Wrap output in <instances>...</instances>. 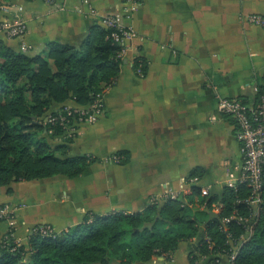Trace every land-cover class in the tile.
I'll use <instances>...</instances> for the list:
<instances>
[{"label": "crops", "instance_id": "obj_1", "mask_svg": "<svg viewBox=\"0 0 264 264\" xmlns=\"http://www.w3.org/2000/svg\"><path fill=\"white\" fill-rule=\"evenodd\" d=\"M13 4L16 9L24 6L25 41L33 52H43L54 39L79 44L95 22L105 25L106 14L123 15L124 8L132 13L125 23L136 30L126 42L117 83L104 92L103 114L94 123L79 124L68 143L70 154L90 153L96 159L74 177L59 173L0 185V204L18 206L19 242H27L35 224L67 229L88 213H132L152 201L161 203L173 192L194 208H203L206 196H220L227 184L239 182L243 156L238 123L219 102L224 96L257 101L264 75V27L247 22L246 15L264 13V0H13ZM90 6L97 13H91ZM0 40L21 45V40L3 33ZM139 56L146 64L143 76L134 66ZM66 103L78 105L73 100ZM65 136L58 134L51 142H63ZM118 150L126 153L124 162L107 160ZM219 204H212V216L219 215ZM9 224L0 220V242ZM205 235L202 224L170 258L155 256L153 261L215 264L213 255L199 253ZM219 256V264H232L229 255Z\"/></svg>", "mask_w": 264, "mask_h": 264}, {"label": "trees", "instance_id": "obj_2", "mask_svg": "<svg viewBox=\"0 0 264 264\" xmlns=\"http://www.w3.org/2000/svg\"><path fill=\"white\" fill-rule=\"evenodd\" d=\"M4 3L13 0H0ZM114 31L95 22L79 44L54 39L43 52L0 40V185L59 173L74 177L96 159L90 153L70 154L74 134L51 142L64 134V127L45 122V116L69 100L88 105L98 92L117 83L125 54ZM138 65L146 69L141 56L135 59ZM263 92L264 75L257 101ZM115 153L118 163L126 160L123 150ZM204 201L205 207L194 208L168 196L132 213H88L67 229L33 232L27 244L12 237L9 245H0V264H156L155 256L170 258L202 224L206 235L199 253L213 255L217 262L218 255L237 249L232 264H264V172L257 202L246 182L227 184L220 196L208 195ZM217 201L219 215L212 216Z\"/></svg>", "mask_w": 264, "mask_h": 264}, {"label": "built area", "instance_id": "obj_3", "mask_svg": "<svg viewBox=\"0 0 264 264\" xmlns=\"http://www.w3.org/2000/svg\"><path fill=\"white\" fill-rule=\"evenodd\" d=\"M49 3H55V0H45ZM89 2V0H84ZM13 3H4L0 5V33L10 38L21 40V46L26 49L25 36L28 32V23L23 13V6L20 4L16 9ZM16 9V10H15ZM91 13H97L95 7L90 6ZM131 9L124 8V14H106L103 21L106 26L114 27L113 35L124 46L122 53L127 51L126 42L136 35V30L132 24H126L124 19L131 18ZM246 21L264 27V13L253 12L246 15ZM137 72L139 75H145V70L138 65ZM258 90V86H257ZM221 110L228 115L233 116L238 123L237 135L241 144L242 151V168L239 176V182H246L252 189V200L257 202L260 199V192L263 186L264 172V92L260 94L259 100L250 102L238 97H221ZM105 109L104 90L96 94V98L88 105H71L64 104L62 107L49 111L45 116V122L59 123L64 127V134L73 135L79 129V124L94 123L103 114ZM111 162L118 163L120 155L112 153L109 157ZM238 182V183H239ZM238 183L230 182L229 185L236 186ZM209 190L203 189L207 194ZM177 197L178 194L171 193L166 197ZM18 206L13 203L4 202L0 204V220H8L14 224L17 219ZM13 227L3 237L0 242L1 246L10 244V239L15 238ZM33 232L49 233L54 231V227L49 223H39L32 227ZM17 243V241L14 239ZM16 246H13L14 249ZM236 250L230 254L233 259ZM219 256V255H218ZM220 256L215 264H219Z\"/></svg>", "mask_w": 264, "mask_h": 264}, {"label": "rangeland", "instance_id": "obj_4", "mask_svg": "<svg viewBox=\"0 0 264 264\" xmlns=\"http://www.w3.org/2000/svg\"><path fill=\"white\" fill-rule=\"evenodd\" d=\"M85 2V1H84ZM89 3V2H88ZM22 6H23V4H22ZM23 10H24V6H23V9H22V12H23ZM89 11H90V9H89ZM25 17V16H24ZM107 89V88H106ZM105 89V90H106ZM105 90H104V92H105ZM107 160H109V158H107ZM9 203H11V202H9ZM17 213H18V211H17ZM11 226L13 227L12 229H13V232H14V236H15V231H16V222L14 223V224H9V227H8V229H7V231H6V233H5V235L9 232V230L11 229ZM33 227V226H32ZM32 227H31V229L29 230V233H28V236H27V242H26V244L28 243V241H29V237H30V235L33 233V230H32ZM4 235V236H5ZM15 240L17 241V243H21V242H19L17 239H16V237H15ZM116 262V261H115ZM97 264H99V263H97ZM112 264H114V262L112 263Z\"/></svg>", "mask_w": 264, "mask_h": 264}, {"label": "water", "instance_id": "obj_5", "mask_svg": "<svg viewBox=\"0 0 264 264\" xmlns=\"http://www.w3.org/2000/svg\"><path fill=\"white\" fill-rule=\"evenodd\" d=\"M213 214L216 215V216L218 215L216 212H213Z\"/></svg>", "mask_w": 264, "mask_h": 264}]
</instances>
